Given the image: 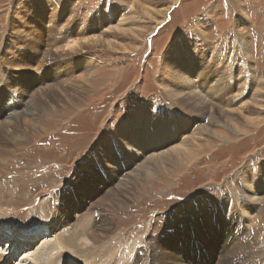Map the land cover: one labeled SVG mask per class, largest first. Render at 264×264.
<instances>
[{
    "label": "rangeland",
    "instance_id": "1",
    "mask_svg": "<svg viewBox=\"0 0 264 264\" xmlns=\"http://www.w3.org/2000/svg\"><path fill=\"white\" fill-rule=\"evenodd\" d=\"M135 3L0 0V123L6 126L0 132V254L10 264H55V258L57 264H147L151 244L174 228L179 235L186 230L182 240L188 247L186 222H196L208 210L218 236L207 224L194 227L211 252L209 264L224 259L220 244L230 248L238 238L241 246L251 233V256L224 264H264V0ZM43 15L45 22L39 21ZM52 15L56 21L49 22ZM74 34L102 39L67 49ZM41 35L43 51L34 54L39 63L33 57L25 61L33 52L25 46L34 47V36ZM200 73L217 92L208 109L190 107L182 99L188 84L180 79L186 74L197 79ZM35 95L39 106L24 115L35 126L18 122L16 127L17 116L9 114L31 105ZM139 116L147 117L148 137L156 134L155 145L146 150L143 143L125 146L124 167L106 162L117 172L110 177L102 173L105 185L98 183L91 195L83 184L78 189L82 179L96 182L98 174L90 169L100 171L95 152L109 159L102 152L105 141ZM221 134L227 137L218 139ZM159 135L166 138L161 144ZM183 142L188 156L177 161L172 152L169 170L136 179L143 162L153 165L156 154ZM120 180L130 181L123 195L128 201L112 205L107 197L126 189ZM58 208L64 218L68 215L67 222H57ZM213 209L219 211L216 217ZM86 216L93 217L90 231L76 238L75 247L62 249L56 235L46 236L52 224L69 238L70 227L87 223ZM104 228L111 236L108 248ZM22 232L36 239L29 243ZM141 244L147 250H141L145 256L137 254L138 261L132 250ZM176 253L190 264L183 250Z\"/></svg>",
    "mask_w": 264,
    "mask_h": 264
},
{
    "label": "bare ground",
    "instance_id": "2",
    "mask_svg": "<svg viewBox=\"0 0 264 264\" xmlns=\"http://www.w3.org/2000/svg\"><path fill=\"white\" fill-rule=\"evenodd\" d=\"M175 1H178V0H175ZM136 2V0H131V3H132V5L134 4ZM130 3V2H129ZM136 4V3H135ZM56 5V4H55ZM131 5V4H130ZM142 5V4H141ZM54 11V10H53ZM168 11V9L165 11V14H166V12ZM164 14V15H165ZM33 19V18H32ZM45 19H47L46 17H45V15H43V17H39V21H41V22H45L46 20ZM54 21H56V17H55V15H52V17H51V19L49 20V22H54ZM68 22V21H67ZM43 24V23H42ZM118 26V25H117ZM82 33H84V32H82ZM82 33H80V34H82ZM69 39H68V41L66 42V45H65V47L67 48V49H71V50H74V49H76L77 47L78 48H81V47H83V46H85L86 44H88V43H90V42H93V44H95V43H97L99 40H101L102 39V37L101 36H98V37H91L90 36V38L89 37H86V35H76V34H74V35H69ZM34 38H35V40H36V42L35 43H33V44H35V46L33 47H29V46H25V49L27 50V48L28 49H30L31 51H33L32 53H27L26 54V56H27V58L26 59H24L25 61L28 59V58H32V60L33 61H35L36 62V64H38L39 63V60L38 59H36L34 56V54H38V53H40V51L42 52L43 51V46H44V43L46 42V39L44 38V35L42 36H40V37H35L34 36ZM28 43V42H27ZM32 44V45H33ZM49 50V49H48ZM32 54H33V56H32ZM45 55V54H44ZM23 60V59H22ZM192 60V59H191ZM28 62V61H27ZM188 71H189V69H187ZM5 74V73H4ZM198 75H200L199 77H198ZM197 76V79H194V77H192V79L191 78H189L188 77V75L186 74V75H184L180 80H182L184 83H186V84H188V87H186V90H184L183 92H182V99L184 100L185 99V102L186 103H189V105L188 106H190V107H194L193 105H196V106H198V107H206V109H208V107H207V105L209 106H211V104L213 105V107H214V102H213V96H214V93H216L217 94V92H216V88L214 87V85L213 84H210L208 81H206V79H203V74L202 73H200V74H197L196 75ZM1 77V76H0ZM181 82V81H180ZM180 84V83H179ZM181 84H182V82H181ZM41 92V91H40ZM215 94V95H216ZM72 95V94H71ZM36 98H37V96L35 95L34 97H33V103L31 104V105H27V106H25V105H22V107L23 108H17L14 112H12L11 114H9V117H11V115H13V116H17L15 119H16V127H17V123L19 122H21L22 124H23V126H25V127H27V125H30V124H32L33 125V123H35L36 121H29V120H27V119H24L25 117H24V115L26 116V115H28V114H33L34 113V111H33V108L35 109V107H34V105H36V106H39V104H38V102H37V100H36ZM35 100V101H34ZM18 103V102H17ZM30 107V110L28 111V108ZM212 107V108H213ZM14 108V107H13ZM22 109H25V111H23ZM210 110H211V108H210ZM230 110V109H229ZM226 113V112H225ZM146 115V114H145ZM224 116V115H223ZM226 116V115H225ZM145 117V116H144ZM144 117H142V116H139V119H135V120H133L132 122L131 121H129L128 122V124H127V122H124V124H122V127H120V129L118 130V132H116V136H115V139H110V140H108V141H105V143H106V148L104 149V148H102V152H105V153H108L109 155H110V157H109V159H107V158H105L104 156H103V154L101 153V151H100V153H96L95 152V156L97 157L98 156V165H100V171H98V168H95V169H93V168H90L94 173H96V174H98L97 175V177H96V182H95V180H94V182H93V179H89V180H84V179H82V181H80V182H82L81 183V185L80 186H77L78 187V189L82 186V184L83 185H85V187H84V189H83V191L88 195V194H92V193H89V191H91L92 189H95V186L98 184V183H101L100 185H102L103 184V182H104V180L103 179H105V178H102L103 176H102V173H104V174H106V176L108 177H110V175H113V173H115L116 174V170L114 169V167L113 168H111L110 166L112 165H108V164H106V162L109 160L110 162L112 161V163L114 164V163H117L118 165H119V167L120 168H122V167H124L125 166V160H126V156H128V151H126L125 150V146H127V147H130L131 145H132V147H134L135 145L134 144H139V145H141L142 143L145 145V147H144V149L146 150L147 148H150V147H152L153 145H155V143H156V134L155 135H152L151 137H148V132L150 131L149 130V128L147 127L146 128V124L145 123H147V120H146V118H144ZM149 118V117H148ZM151 119V118H150ZM12 122V121H11ZM148 122H150V121H148ZM14 123V122H13ZM1 125H0V132H1V130H3V131H6V126H5V124H2V123H0ZM22 124L20 125L21 127H22ZM36 124V123H35ZM35 124L33 125V126H35ZM163 126H165V125H163ZM169 127V126H168ZM28 128V127H27ZM147 129V130H146ZM155 130V129H154ZM171 131H173V130H175V126L174 127H171V129H170ZM239 131V130H238ZM168 132V131H167ZM2 134V133H1ZM196 134L194 133V135L193 136H188L187 137V139L189 140L190 138H194V136H195ZM173 136H175V134H173ZM166 137V136H165ZM218 137V139H222V137H227V135L225 136V135H223V134H221V135H219V136H217ZM4 138V137H3ZM2 139V138H1ZM160 139V140H159ZM159 139H158V144H161L162 142H163V140L164 139H166V138H164V136L163 135H159ZM186 140V139H185ZM110 143V144H109ZM107 144H109L108 146H107ZM134 145V146H133ZM152 145V146H151ZM187 145V143L185 144L184 142H183V144H178V145H176V146H173V147H171L170 149H168L167 151H165V153L164 154H156L154 157V159H151V160H153L154 162H153V165L148 161L147 163H146V161L145 162H143L141 165H140V170H141V172H139V174L137 173L136 174V176H137V178L136 179H145V180H147V179H149L150 177H153L154 176V170L156 171V170H158L159 171V169L160 170H162V169H166V170H169V164L167 163V156L169 155V154H171L172 152H175V155H176V159H177V161H178V157H186V156H188L189 154H190V151H188V147L186 146ZM125 150H123V149ZM142 148H143V146H142ZM0 152H2V150L0 149ZM184 153V154H183ZM122 155V157H119L118 155ZM171 155H173L174 156V154H171ZM153 156V155H152ZM175 157V156H174ZM169 159V158H168ZM175 159V158H174ZM115 160L117 161V162H115ZM124 161V162H121V161ZM128 163H130V162H127L126 163V165L128 164ZM103 165H105V166H103ZM114 166H115V164H114ZM96 170V171H95ZM124 173V172H123ZM122 173V174H123ZM108 174V175H107ZM156 174V173H155ZM121 181V180H120ZM260 181H262V180H260ZM78 182V181H77ZM123 182V185H125V187H126V189L125 190H121V191H118L117 193L118 194H116L115 195V197L113 198V197H107V201H111L112 203V205L113 204H123L124 202H126V201H128V196L126 195V196H123V195H125V194H127V192H128V190H130V187H129V185H131L130 184V181L128 182V180H123V181H121V183ZM120 183V184H121ZM254 183H256V184H261V182H259V181H257V180H255V181H253V184ZM119 184V185H120ZM104 185H105V182H104ZM262 185V184H261ZM256 187H259V185H256ZM103 188V187H102ZM74 189H76V188H74ZM74 193H75V191L74 192H72V197H74ZM129 195V194H128ZM71 198V197H70ZM69 199V198H68ZM55 201V200H54ZM68 201V200H67ZM59 202V201H58ZM66 202V201H65ZM76 202H78V203H80V202H82V200L81 201H79V200H77ZM81 204V203H80ZM230 204V203H229ZM243 204H241V206H242ZM66 206V205H65ZM237 206V205H236ZM241 206H240V208H241ZM59 207V206H58ZM67 206H66V208H64V210L66 211L67 210ZM243 208V207H242ZM60 211H59V210ZM57 210L59 211V218H58V216H55L56 218H58V219H56L57 220V222H59V221H61V219H63V221H65V222H67L66 221V218H68V215H66V217L64 218V212H61V209L60 208H58ZM211 210V209H210ZM204 211V213H202L198 218H197V220H196V222H193L192 220L193 219H189V221H187L186 223H188V226H189V232H188V244H189V246L188 247H186L185 245H183V240H182V236L184 235V233H185V231L186 230H184L185 229V226H184V229L182 228V226L180 227L182 230H184V231H182V235H179V234H176V232H175V230H176V228H174V231H172L171 233H168L167 234V236L165 237V239H162L161 237L160 238H158V240H157V242L156 243H154V244H151V247H150V249H149V251H148V263L147 264H155V262L157 263V264H188V263H185L184 262V260L183 259H181L180 257H177V253L176 252H180L181 253V251L183 250L184 251V254L182 253V255H183V257H185V258H188V260H189V262H190V264H209L207 261L208 260H211L212 261V259H211V252L209 251V252H207V249L206 248H204L203 247V245H202V242L200 241V240H198V238H197V232H196V229H195V227L194 226H198L199 225V223H200V225L203 227V225L204 224H207L208 225V227H209V229H210V233L214 236V238L215 237H217L218 235H215V231L216 230H214L213 229V223L212 222H209L208 221V217H209V211L208 210H203ZM244 212V211H243ZM212 213V215L214 216V217H216L217 215H219L218 213H219V211H218V209H213V211L211 212ZM236 213V212H235ZM234 213V214H235ZM68 214V213H67ZM87 214V213H86ZM98 214H101L100 212L98 213ZM211 215V214H210ZM84 217V216H83ZM87 217V219L85 220V222H87V223H79L78 225H74V226H72V227H70V229H73V233H72V235H70V237L72 236V238H67L66 237V235H63V234H58L57 233V231H54V228H55V226L53 227L52 226V224L50 225V226H48V235H46V236H52L53 234V236H55L56 235V238L54 239V241H56V243H57V245L58 246H60V248H65V247H67L68 245V247L70 248V247H75L74 245H76V238L77 237H79V235L80 236H84V235H86V234H88L89 233V231H90V229H89V224H90V221H92V219H93V217H91V218H88V216H86ZM85 218V217H84ZM83 219V218H82ZM219 219L220 220H217V221H219V223L220 224H222V222H223V220H222V218L221 217H219ZM80 221V220H79ZM213 221V220H212ZM92 225V224H91ZM94 225V224H93ZM2 224H0V234L2 235V232H3V230H2ZM94 227V226H93ZM177 228H179V227H177ZM109 229V228H108ZM107 229V230H108ZM25 231V230H24ZM54 232H56V234L54 233ZM110 232V231H109ZM23 234H25L24 236H26V237H23L24 239H27L28 240V242L29 243H32V242H34V240L36 239V234H34V233H26V232H22ZM105 235H104V237L106 238V236L108 235V237L106 238V246H104V247H106V248H108L109 246V244H108V241L110 242V243H112V241H111V236H110V234L105 230V228H104V232H103ZM252 234V233H251ZM251 234H249V235H247V234H245L244 235V238H246V240L245 241H241L242 242V245L241 246H239V240H238V238H235V239H237L236 240V242H234V241H232L233 242V244L231 245V247L229 248V246L228 247H226L225 246V242H224V245L223 244H220L221 246H219V248L220 247H222L223 248V251H222V253H220L219 254V248H216L217 249V254H219V255H221L222 256V258H224V259H222V261L220 262L221 264H224L225 263V259H237V260H242V259H244V261L245 260H247L251 255H249V252H250V250L252 249L251 247H253L252 246V244H254V241H253V243H252V240H254V237H252V235ZM16 235L18 236V237H20L21 236V233H16ZM175 235V236H174ZM199 235H201V234H199ZM18 237H16V239H18L19 240V238ZM48 237H47V239H48ZM113 237V236H112ZM79 239V238H78ZM116 239H118V238H116ZM218 239H220V238H217V240ZM176 240H177V243H175L176 242ZM223 241H225V240H223ZM222 241V242H223ZM123 242V241H122ZM175 243V245H174V243ZM22 243V242H21ZM118 243V242H117ZM243 243H245L246 245L248 244V248H246L245 249V247H244V245L245 244H243ZM252 243V244H251ZM70 244H72V245H70ZM250 244V245H249ZM256 244V243H255ZM112 245H115V244H112ZM177 245V248L175 247ZM10 246H12V245H10ZM67 247V248H68ZM86 247H87V245H86ZM113 247V246H112ZM15 248V247H14ZM173 248V250H175V253L171 250ZM186 248H187V250L188 251H191V253H192V256L191 255H188V257L186 256V252H187V250H186ZM250 248V249H249ZM75 249H77V248H75ZM74 249V250H75ZM67 250V249H66ZM103 252H108L109 250H104V249H101ZM76 251V250H75ZM78 251V250H77ZM27 252V251H26ZM63 252V251H62ZM79 252V251H78ZM60 253V252H59ZM64 253H65V251H64ZM132 253V252H131ZM243 253V255H241ZM68 254V253H67ZM52 255H54V252H53V254H50V256H52ZM241 255V256H240ZM63 256V255H62ZM100 256V255H99ZM133 256V255H132ZM131 256V257H132ZM179 256V255H178ZM239 256V257H238ZM46 257V256H45ZM215 257L217 258V255H215ZM52 259H53V257H51ZM56 259L57 258H55V261H56ZM136 259L138 260V261H140L139 259H141V258H139L138 257V255L136 256ZM41 261V260H40ZM43 261H45L46 262V259H44ZM54 261V263L55 264H57V262H55ZM58 261V260H57ZM103 261H106V260H103ZM203 261V262H202ZM214 261H216V260H214ZM243 261V262H244ZM10 259H8V258H6L5 257V254H0V264H10ZM49 262H53V260H50ZM132 262V261H131ZM243 262H241L240 264H243ZM48 263V262H47ZM62 263H64V262H62ZM62 263H60V264H62ZM135 263V262H134ZM12 264V263H11ZM65 264V263H64ZM142 264V263H141ZM215 264V263H214ZM216 264H219L218 262L216 263ZM231 264H238V263H231Z\"/></svg>",
    "mask_w": 264,
    "mask_h": 264
}]
</instances>
